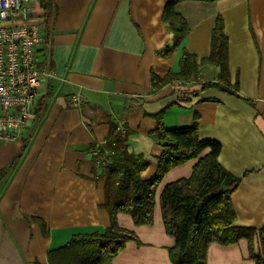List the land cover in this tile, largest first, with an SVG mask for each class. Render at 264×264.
Instances as JSON below:
<instances>
[{
	"label": "crops",
	"instance_id": "0c3cea01",
	"mask_svg": "<svg viewBox=\"0 0 264 264\" xmlns=\"http://www.w3.org/2000/svg\"><path fill=\"white\" fill-rule=\"evenodd\" d=\"M168 1L25 0L28 21L51 38L52 74L38 86L20 137L0 140V264H49L48 251L72 235L108 228L104 181L95 162L104 158L100 148L109 123L126 130L125 149L146 162L139 175L149 180L162 153L152 135L158 114L165 128L196 122L200 139L220 143L219 163L240 178L230 197L234 226H264V0L177 1L174 11L188 28L178 44L161 16ZM218 17L235 94L212 87L181 94L174 83L154 87L152 77L180 71L185 51L196 58L199 83L217 81L219 67L203 59ZM37 57L45 58L44 48ZM76 93L83 98L80 107L68 99ZM195 162L164 173L151 225H136L127 213L115 215L136 240L127 241L112 264H173L167 252L174 240L162 227L158 199L162 186L188 177ZM257 235L251 246L245 238L212 242L206 264H255V257L264 262Z\"/></svg>",
	"mask_w": 264,
	"mask_h": 264
},
{
	"label": "trees",
	"instance_id": "16d2710c",
	"mask_svg": "<svg viewBox=\"0 0 264 264\" xmlns=\"http://www.w3.org/2000/svg\"><path fill=\"white\" fill-rule=\"evenodd\" d=\"M177 1L181 0L168 1L161 14L173 33L174 44H178L188 32L185 20L174 11ZM221 25L218 17L209 39L210 54L203 59L219 67L220 76L216 82L199 83L196 58L185 51L180 59V71L168 74L164 79L152 77L154 87L176 82L174 89L181 94L194 95L208 87L235 94V89L228 85L227 41ZM161 120V114H158L152 135L156 137L162 153L157 160L156 173L149 180L139 175L146 168V162L125 149L126 130H120L114 122L109 123L104 148H100L102 156L104 150L107 154L98 163V169L99 177L104 181L103 207L110 218V226L102 232L72 235L64 245L48 251L49 264H112L115 254L125 243L136 240L133 231L118 225L115 215L127 213L134 224L151 225L156 186L164 173L189 159H196L191 174L162 186L158 199L162 227L174 240L167 252L170 261L173 264H206V251L212 242L228 245L245 238L251 246L255 233L263 244L264 226L255 231L233 224L235 213L230 197L240 178L219 163L220 143L200 139L196 122L185 127L165 128ZM40 225L43 227L44 224L40 222ZM254 263L264 264L256 257Z\"/></svg>",
	"mask_w": 264,
	"mask_h": 264
},
{
	"label": "built area",
	"instance_id": "2783aa9c",
	"mask_svg": "<svg viewBox=\"0 0 264 264\" xmlns=\"http://www.w3.org/2000/svg\"><path fill=\"white\" fill-rule=\"evenodd\" d=\"M29 19L25 0H0V140L5 142L20 137L40 95L38 86L52 74L51 38ZM40 48L45 51L42 61L37 57ZM68 99L76 107L83 101L80 93Z\"/></svg>",
	"mask_w": 264,
	"mask_h": 264
}]
</instances>
